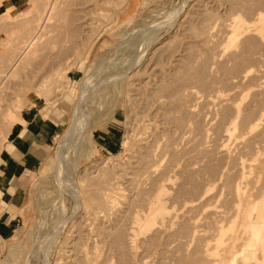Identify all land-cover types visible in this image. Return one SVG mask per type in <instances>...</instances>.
Masks as SVG:
<instances>
[{"label":"rangeland","instance_id":"1","mask_svg":"<svg viewBox=\"0 0 264 264\" xmlns=\"http://www.w3.org/2000/svg\"><path fill=\"white\" fill-rule=\"evenodd\" d=\"M32 2L0 0V55L16 37L23 36L29 22L32 25L33 14L27 15L33 9ZM116 2L119 0L107 4L96 26L80 27L74 7L75 12L64 18H70L67 22L58 20L67 23L60 22L66 31L55 23L57 20L53 22L63 29V40L59 33L55 35L59 39L53 33L46 42L44 35L37 43L38 51L36 45L37 52L26 55L30 57L21 61L15 76L2 79L0 264H264V256L257 250L246 262L238 254L247 245L248 218L256 216L249 213V205L264 198V88L256 87L264 80L261 43L254 42L257 58L252 68L258 69L257 74L252 71L248 79L240 80L245 91L241 108L248 113L249 124L226 131L227 116L222 115L223 107L216 97L218 91L229 92L232 97L231 81L241 66L233 68L236 65L231 67L224 56V60L221 58L237 43L229 45L224 34L227 13L249 3L254 4H249L251 10L259 9L264 0ZM231 5L235 10L228 8ZM248 9H241V15L254 11L249 13ZM170 10L176 11L169 24ZM25 16L29 25L20 22V28H16L14 21L13 36L18 35L12 42L10 24ZM143 24L153 31L158 27L157 35L142 58L125 68L142 45L143 39L135 38L134 29ZM8 38L12 43L6 44ZM203 40L208 42L204 44ZM40 43L54 48L48 45V53V46ZM13 46L7 52L8 60L14 55ZM2 55L3 61L7 54ZM8 60L4 57L0 70L4 64L6 68ZM98 61V70L92 71ZM87 80L91 81L88 91L83 90ZM258 117L261 120L254 125ZM63 144L65 162L60 170ZM257 158L262 162L255 165ZM149 160L154 163L149 164ZM59 173L65 181L73 182V188L59 179ZM109 182L114 184L110 186ZM243 193L251 197L242 199ZM106 197L112 202L104 203ZM158 200L166 208L163 217L149 227H141L136 221L143 219L153 205L151 201ZM225 234L231 236L225 239Z\"/></svg>","mask_w":264,"mask_h":264},{"label":"bare ground","instance_id":"2","mask_svg":"<svg viewBox=\"0 0 264 264\" xmlns=\"http://www.w3.org/2000/svg\"><path fill=\"white\" fill-rule=\"evenodd\" d=\"M126 0H119V2H116V5H121L122 3H124ZM242 1V0H241ZM109 2H111V0H33V6L32 5H30L31 7H33V9H31L32 10V13H31V10L29 9V7H28V9H29V11H28V13L29 14H27L28 16L29 15H32V20H31V16H30V18H27V19H29V21L31 20L32 21V25H31V22H29L30 23V25H29V23H28V21H25L26 20V16H25V18H23L22 17V20L23 21H25V23H23V21L21 20V19H18V20H21V21H18L16 18V20L14 19L13 20V23L12 24H10V25H12V27L11 28H13L12 29V31H10V32H12V37H10V40H12V39H14L15 37L14 36H17V35H14L13 36V34H15L16 32H13V30H14V27L16 26V28H20V22H22V24H26V22H27V29H26V32L23 34V36H22V34L21 33H23V32H21L20 31V29L19 30H17L16 28H15V31L17 30V31H19L20 33L19 34H21V37H20V35H19V39L17 40V38L18 37H16L15 39V45L13 44L14 42H13V40H12V42L9 40V38L7 39V40H9V41H7L6 39V44H7V42H11L12 44H11V47L10 48H12V46H13V51L14 52H12V49H11V52L12 53H14V55H12L11 57H12V59H11V57H10V59L11 60H8V55H9V53H7L8 51H10L9 50V47H7L8 48V50H7V52L5 53H3L2 52V54L4 55V54H7L6 56L4 55V57L6 58L7 57V60L9 61V64L6 66V68L4 69V66H5V64H4V66L2 65V68L4 69H2V70H0V81H3L2 79H4V78H6V77H8V76H15V72H17V71H14L16 68H18V67H20L22 64H21V61L22 60H25V59H27V57L29 58L30 56H32V52H34L35 50H37V47H39V45H37V43L38 42H42V41H40L41 39V37H43L44 35H46V37L44 36V39L45 38H47V37H49L50 36V34H51V36H52V34L54 33V37H56L57 38V36H55V35H57L58 33V35H59V37L62 35V33H64V32H62V30L64 29L65 30V27L63 28V26H60V22L58 21L59 19L61 20L62 19V21L63 20H66L65 22H67V18L66 19H64L65 17H66V15H67V13H69L70 11L71 12H77V17H75L76 18V20H75V18L73 19V21L75 20V21H78L79 20V22L80 23H78L79 24V26L81 27V26H86V25H94V24H97V22H99L100 21V19L104 16V12H105V10H106V7H107V4L109 3ZM238 2V1H237ZM240 2V1H239ZM238 2V3H239ZM235 3H236V1H235ZM196 4V3H195ZM204 4H206V3H204ZM229 4V3H228ZM232 4H233V2H232ZM237 4V3H236ZM240 4H242V5H244V2L243 3H241L240 2ZM240 4H239V6H240ZM250 4V3H249ZM248 4V5H249ZM264 4V3H263ZM263 4H262V6H259V7H257V8H259V9H256V6H254L255 7V9L256 10H254L253 8L254 7H252V9L254 10H251V6H253L254 4H250L249 6H250V9H248V5L247 4H245V7H243V6H241V7H243V8H241V9H244V11H246L245 9H248L249 10V13H250V10L251 11H253L251 14H247V15H241V14H243L242 13V10L240 9V8H238L239 6H237V8L239 9H237V10H235L234 8H236V6H235V4H234V8H232L233 7V5H231L230 7H228V8H232V9H234L235 11H240L239 13L238 12H235V11H232V12H228L227 13V11H226V13H227V17H226V19H227V22H226V24H225V26H223V28H224V34L226 35V38H227V40H228V44L230 45L232 42H237L236 43V45L235 46H233L234 48H232V50L230 49V51L231 52H227V50L226 51H224V52H226L227 54L226 55H228V53H229V55L228 56H226L225 54H223V55H221V58H222V56H224V58H225V60H224V62H228V63H230V65H231V67L232 66H235L236 65V67H233V68H237L238 66H237V64H239V66H240V68H239V70L237 71V69H235V71H237L238 73L235 75V74H233V75H235L234 77H235V80H232L231 81V89H234V91H233V94H232V97L231 96H229V92H224V91H218V93H217V95H216V97H217V100H218V103H219V105H220V108L221 107H223V110L221 111V113H222V115L223 116H227V120H228V122H227V126H226V131H230V130H232V129H234L235 127H237V129H239V127L241 128V127H243L246 123H248L249 124V122H247V121H249L248 119H247V116H248V113H245V111H242V108H241V102H242V96H243V94L245 93V91H244V89H241V85H240V80L242 79V78H244V79H248V78H246V77H248V75H249V77L251 76L250 74H251V72L252 71H255V73L257 74V72H258V69H253L252 68V62L257 58V56H256V53H255V51H254V42L255 41H257V42H259V43H261L262 44V46H264V6H263ZM238 5V4H237ZM260 5V4H259ZM112 6V5H111ZM202 6V5H201ZM74 7H76V10L74 11ZM199 7H200V5H199ZM203 7H204V5H203ZM206 7V6H205ZM261 7V8H260ZM108 8V7H107ZM199 9V8H198ZM208 9V8H207ZM204 10V9H203ZM34 11V12H33ZM176 10H170L169 12H168V21H169V24L171 23V17L170 16H172V14L175 12ZM230 11V10H229ZM21 12V11H20ZM25 12L27 13V9H25ZM24 12V13H25ZM107 12V11H106ZM199 12H201L202 13V10L201 11H199ZM229 13H231V14H229ZM244 13H248V12H244ZM5 14V13H4ZM17 14V13H16ZM15 14V15H16ZM19 14V13H18ZM22 14V12L20 13V15ZM106 14V13H105ZM197 14V13H196ZM204 14V13H203ZM229 14V15H228ZM17 16H19V15H16L15 17H17ZM27 16V17H28ZM68 16V15H67ZM197 16V15H196ZM226 16V15H225ZM20 17V16H19ZM70 17V16H69ZM198 17V16H197ZM200 17V16H199ZM7 18H8V15H7ZM18 18V17H17ZM68 19H70V18H68ZM72 19V18H71ZM197 19V18H196ZM2 20V19H1ZM5 20V19H4ZM57 20V22H55ZM3 21V20H2ZM14 21H15V24H14ZM102 21V20H101ZM214 21V20H213ZM218 21V20H217ZM225 21V20H224ZM19 24V26H18V24ZM53 22H55L56 24H58L60 27H62L61 29L62 30H60V27L58 26V25H56V26H54V24L55 23H53ZM59 22V23H58ZM65 22H61V23H63L64 25H66L65 24ZM205 22V21H204ZM203 22V23H204ZM212 22V21H211ZM6 23V22H5ZM4 23V24H5ZM9 23H11V21L9 22ZM200 24H201V22H199ZM222 23H223V21H222ZM3 24V23H2ZM63 24H61V25H63ZM69 24V23H68ZM206 24H207V22H206ZM206 24H205V26H206ZM1 25V24H0ZM9 25V24H8ZM15 25V26H14ZM202 25V24H201ZM204 25V24H203ZM202 25V26H203ZM224 25V24H223ZM5 26V25H4ZM14 26V27H13ZM25 26H24V28H25ZM78 26V25H77ZM94 26H96V25H94ZM93 26V27H94ZM216 26H218V25H216ZM7 27V26H6ZM9 27V26H8ZM21 27H23V25H21ZM79 27V28H80ZM92 27V26H91ZM91 27H89V28H91ZM201 27V26H200ZM11 28H9V29H11ZM76 28V27H75ZM74 28V29H75ZM85 28L86 27H83V29L85 30ZM205 28V27H204ZM207 28L208 27H206L205 29L207 30ZM216 28V27H215ZM218 28V30H219V26L217 27ZM222 28V29H223ZM1 29H2V27H1ZM6 29V28H5ZM77 29V28H76ZM137 28H135L134 30H135V38L137 39V38H139V39H143V42H142V45H141V47H140V49L137 51L138 53H135L134 54V58L132 59V58H130V59H132V62H130V63H127L126 64V66H125V68L127 67H129V66H131V65H135V63L136 62H138L141 58H142V56H143V53H144V51H146V47L149 45V43H151V41H153V39L156 37V35H157V32H158V27L156 28V30L155 31H153V30H150V28L149 27H146V25L145 24H143V25H141L137 30H136ZM197 29H199V27L197 28ZM203 29V28H202ZM209 29V28H208ZM222 29H221V31H222ZM7 30V29H6ZM5 30V31H6ZM22 30V29H21ZM25 30V29H24ZM24 30H22V31H24ZM81 30V29H80ZM95 30V29H94ZM204 30V29H203ZM4 31V32H5ZM55 31H56V33H55ZM60 31L62 32V33H60ZM66 31V30H65ZM93 31V30H92ZM205 31V30H204ZM203 31V32H204ZM217 31V30H216ZM199 33H200V30L198 31ZM7 33H9V32H7ZM73 33V32H72ZM77 33V32H76ZM76 33H75V35H76ZM195 33H196V30H195ZM194 33V34H195ZM206 33V32H205ZM213 32H211V34H212ZM221 33V32H220ZM11 34V33H10ZM61 34V35H60ZM74 34V33H73ZM100 34V33H99ZM99 34L97 35V37L99 36ZM197 34V33H196ZM48 35V36H47ZM199 35V34H198ZM214 35V34H213ZM217 35V34H216ZM215 35V36H216ZM225 35H224V37H225ZM9 36V35H8ZM50 36V37H51ZM201 36H203V35H200V37ZM204 36H205V34H204ZM220 36L221 35H219V39H220ZM49 37V38H50ZM53 37V38H54ZM63 37V36H62ZM62 37H60V39L62 38ZM76 37V36H75ZM52 38V37H51ZM209 38V36H207V39ZM217 38V39H218ZM222 38V37H221ZM40 39V40H39ZM55 39V38H54ZM54 39H53V41H54ZM57 39H59V38H57ZM202 39H206V38H203L202 37ZM223 39H225V38H223ZM39 40V41H38ZM46 40V39H45ZM44 40V41H45ZM49 40V39H48ZM62 40H63V38H62ZM61 40V41H62ZM64 40H66V39H64ZM196 40V39H195ZM213 40H215V39H213ZM204 41H206V42H208V40H203V42ZM218 41V40H217ZM216 41V42H217ZM221 41V40H220ZM223 41V40H222ZM226 41V40H225ZM46 42H47V40H46ZM49 42H52V41H49ZM203 42H202V44H203ZM206 42H204V44L206 43ZM210 42V41H209ZM212 42H214V41H212ZM45 43V42H44ZM55 42H53V44H54ZM199 43V42H198ZM233 43V44H234ZM6 44H4V46H6ZM41 44V43H40ZM203 44V45H204ZM37 45V46H36ZM48 45H50L51 47H53L54 48V46H52L51 44H46V45H44L43 43L41 44V46H48ZM55 45V44H54ZM57 45H59V43H56V46ZM71 45V44H70ZM198 45V44H197ZM210 45H213L212 43L210 44ZM227 45V44H226ZM36 46V48H35V50H34V47ZM40 46V47H41ZM150 46V45H149ZM202 46V45H201ZM43 47L42 48H38V49H43ZM61 47V46H60ZM66 47V46H65ZM207 47H208V45H207ZM212 47H214V46H211V48ZM47 48V51H48V53L50 52V50L48 49L49 48V46L48 47H46ZM45 48V49H46ZM58 48V47H57ZM57 48H55V51H58V49ZM74 48V47H73ZM205 48H206V46H205ZM211 48L210 49H208V50H211ZM223 48V47H222ZM57 49V50H56ZM61 49V48H60ZM66 49H68L67 47H66ZM69 49H70V47H69ZM148 49V48H147ZM207 49V48H206ZM213 49V48H212ZM224 49V48H223ZM53 50V49H52ZM64 50V49H63ZM62 50V51H63ZM200 50H201V48H200ZM221 50V49H220ZM38 51V50H37ZM37 51H35V52H37ZM61 51V50H60ZM203 51V50H202ZM205 51V50H204ZM219 51V50H218ZM59 52V51H58ZM57 52V53H58ZM1 53V52H0ZM51 53V52H50ZM73 53H75V52H73ZM141 53V54H140ZM209 53V52H208ZM214 53H216V51L214 52ZM219 53H221V52H219ZM218 53V54H219ZM1 54V55H2ZM28 54H30V56H27L26 57V55H28ZM35 54V53H34ZM56 54V53H55ZM200 54V53H199ZM202 54V53H201ZM212 54V53H211ZM222 54V53H221ZM1 55H0V59L2 58L1 57ZM2 55V56H3ZM10 55H11V53H10ZM57 55V54H56ZM210 55V54H209ZM208 55V56H209ZM200 56V55H199ZM218 56V55H217ZM220 56V55H219ZM218 56V57H219ZM4 57H3V61H4ZM26 57V58H25ZM70 57V56H69ZM133 57V56H132ZM25 58V59H24ZM71 58V57H70ZM208 57H206L205 59H207ZM210 58V57H209ZM228 58V59H227ZM64 59H66V58H64ZM216 59V58H215ZM222 59H221V62H222V64H226V63H223V61H222ZM226 59H227V61H226ZM176 60V59H175ZM178 60V59H177ZM211 60V59H210ZM217 61H218V59H216ZM220 60V59H219ZM245 60H247V63H244L245 62ZM2 60H0V62H1ZM2 61V62H3ZM5 61H6V59H5ZM211 61H214V60H211ZM211 61H209V62H211ZM64 62V61H63ZM176 62V61H175ZM174 62V63H175ZM215 62V61H214ZM213 62V63H214ZM220 62V61H219ZM5 63V62H4ZM7 63V62H6ZM22 63H23V61H22ZM72 63H73V61H72ZM201 63V62H200ZM217 64H219L218 62H216ZM240 63H244L243 65L242 64H240ZM1 64V63H0ZM19 64H21L20 66H19ZM97 64H99V61L97 62V63H95V66H94V68H92V71H93V69L94 70H98V67H97ZM211 64V63H210ZM215 64V63H214ZM69 66L71 65V64H68ZM213 65V64H212ZM221 65V64H220ZM201 66H202V64H201ZM200 66V67H201ZM225 66V65H224ZM1 67V66H0ZM202 67H204V66H202ZM213 67V66H212ZM218 67H219V65H218ZM62 68V67H61ZM60 68V69H61ZM64 68V67H63ZM208 68V67H207ZM214 68V67H213ZM215 68H216V66H215ZM225 68V67H224ZM229 68V67H228ZM1 69V68H0ZM222 69H223V67H222ZM230 69H232V68H230ZM229 69V70H230ZM18 70V69H17ZM56 70V69H55ZM58 70V69H57ZM61 70H63V69H61ZM60 70V72H62ZM66 70V69H65ZM65 70H63V72L65 71ZM194 70H196V69H194ZM200 70H202V69H200ZM205 70H207V69H205ZM211 70V69H210ZM213 70V69H212ZM211 70V71H212ZM216 70V69H215ZM221 70V69H220ZM219 70V71H220ZM225 70V69H224ZM226 70H227V68H226ZM228 70V71H229ZM234 69H232V71H233ZM204 71V70H203ZM54 72V71H53ZM58 72L59 71H57V74H58ZM201 72V71H200ZM206 72V71H205ZM214 72V71H213ZM212 72V73H213ZM216 72V71H215ZM222 72V71H221ZM221 72H219V73H221ZM225 72V71H224ZM223 72V73H224ZM227 72V71H226ZM230 72V71H229ZM13 73H15L14 75H13ZM90 73H91V71H90ZM196 73V72H195ZM217 73V72H216ZM228 73V72H227ZM233 73H235L234 71H233ZM54 74V73H53ZM57 74H54V76L55 75H57ZM60 74V73H59ZM63 74V73H62ZM187 74H190V73H187ZM192 74V73H191ZM194 74V73H193ZM232 73H230V75H231ZM181 75H183V74H181ZM210 75V74H209ZM224 75V74H223ZM97 76V75H96ZM195 76V75H194ZM198 76V75H197ZM200 76V75H199ZM263 76V75H262ZM56 77V76H55ZM64 77V76H63ZM62 77V78H63ZM181 77V76H180ZM188 77H189V75H188ZM202 77H204V76H202ZM202 77H200L201 78V80H202ZM232 77V76H231ZM230 77V78H231ZM9 78V77H8ZM58 78H60V77H57V79ZM191 78V77H190ZM230 78H229V80H230ZM10 79V78H9ZM182 79H183V77H182ZM193 79V78H192ZM204 79V78H203ZM243 79V80H244ZM56 80V79H55ZM96 80V79H95ZM187 80H189L188 78H187ZM200 80V81H201ZM243 80H242V82H243ZM46 81V80H45ZM44 81V82H45ZM59 81V80H58ZM151 81V80H150ZM184 81H186V79L184 80ZM199 81V80H198ZM203 81V80H202ZM245 81V80H244ZM5 81H3L2 83L0 82V84H1V87H2V84L4 83ZM55 82V81H54ZM91 81H88L87 80V82L84 84V87H83V90H87L88 91V88H89V86L88 85H90L89 83H90ZM180 82V81H179ZM177 83V84H180V83ZM228 82H230V81H228ZM233 82V83H232ZM151 83V82H150ZM176 83V82H175ZM182 84V83H181ZM0 87V88H1ZM256 87L257 88H259V89H261V88H264V80L262 81V82H260V83H257L256 84ZM3 88V87H2ZM189 88V87H188ZM192 88V87H191ZM190 88V89H191ZM165 89V88H164ZM187 89V88H186ZM255 88H253V90H254ZM1 90V89H0ZM249 90V92L250 91H252V90H250V88L248 89ZM187 91V90H186ZM190 91V90H189ZM185 92V91H184ZM191 92V91H190ZM194 91H192V93H193ZM163 93V92H162ZM172 94H174V93H172ZM179 94V93H178ZM185 94V93H184ZM194 94H195V92H194ZM159 95V94H158ZM162 95V94H161ZM160 95V96H161ZM175 95V94H174ZM188 95V94H187ZM186 95V96H187ZM165 96V95H164ZM183 96V95H182ZM185 96V95H184ZM183 96V97H184ZM191 96V95H190ZM235 96V98L236 97H238V99L236 100H234L233 99V97ZM81 97H83V92H82V94H81ZM157 97V96H156ZM170 97V96H169ZM169 97H166L167 99L169 98ZM171 97H173V96H171ZM197 97V96H196ZM161 98H163V97H161ZM160 98V99H161ZM174 98V97H173ZM185 98V97H184ZM164 99V98H163ZM176 100V99H175ZM181 100V99H180ZM208 100V99H207ZM159 101V100H158ZM165 101V100H164ZM173 101V100H172ZM178 101V100H177ZM186 101V100H185ZM209 101V100H208ZM212 101V100H211ZM81 102V101H80ZM160 102V101H159ZM176 102V101H175ZM210 102V101H209ZM168 103V102H167ZM172 103V102H171ZM178 103V102H177ZM212 103V102H211ZM217 103V104H218ZM157 104V103H156ZM164 104V103H163ZM175 104V103H174ZM181 104H182V102H181ZM184 104V103H183ZM186 104V103H185ZM80 105V104H79ZM177 105V104H176ZM178 105H180V103L178 104ZM188 105V104H187ZM214 105H215V103H214ZM181 106H183V105H181ZM75 107H77V109H78V105L77 106H75ZM187 109H188V107H186ZM219 108V109H220ZM180 109V108H179ZM226 109V110H225ZM183 110V109H182ZM190 110V109H189ZM221 110V109H220ZM224 111V112H223ZM192 112H193V110H192ZM225 112H226V114H225ZM264 113V109H262V111H261V113ZM224 113V114H223ZM75 114H77V110H76V112H75ZM188 115H189V111H188ZM186 116V115H185ZM177 117V116H176ZM180 120V119H179ZM179 120H178V122H179ZM186 120V119H185ZM185 120H183L184 122H186ZM190 120V119H189ZM261 120V118L260 117H258L256 120H255V122H254V125H257L258 123H259V121ZM175 121V120H174ZM176 123L175 124H177V121H175ZM246 122V123H245ZM179 124V123H178ZM181 124V123H180ZM185 125V124H184ZM247 125V124H246ZM246 125H245V127H246ZM186 126V125H185ZM239 126V127H238ZM174 127H175V125H174ZM189 128V127H188ZM72 130H73V127L70 129V131H69V133L71 134V132H72ZM241 130V129H240ZM188 131V130H187ZM240 132V131H239ZM70 134H68V135H70ZM236 134V133H235ZM238 134V133H237ZM143 135H144V133H143ZM180 135V134H179ZM224 136H226V135H224ZM180 137V136H179ZM208 137V136H207ZM72 137H70V139H71ZM68 139H69V137H68ZM224 139H225V137H224ZM67 141H66V139H65V143H66ZM66 144H68V143H66ZM165 144H167V143H165ZM65 144H63L62 146H60L61 147V152H60V157L62 158L61 159V161L60 162H58L59 164H58V169H60L61 170V166H63V164H64V162H65V159H64V157H62L63 155H64V153H65V151H64V148H65V146H64ZM164 145V144H163ZM160 146V145H159ZM167 146V145H166ZM161 147V146H160ZM165 147V146H164ZM163 147V148H164ZM159 150V149H158ZM161 150H162V148H161ZM152 151V150H151ZM156 152V151H155ZM161 152V151H160ZM149 154V153H148ZM151 154V153H150ZM157 154V153H156ZM162 154V153H161ZM159 155H160V153H159ZM163 155H160V158L162 157ZM147 157V156H146ZM159 156L157 155V158H158ZM256 157V156H255ZM257 157H259L258 155H257ZM59 158V157H58ZM152 159H153V157H151ZM155 158V157H154ZM156 158V159H157ZM255 159V158H254ZM253 159V160H254ZM58 160H60V159H58ZM158 160V159H157ZM156 160V161H157ZM148 161V160H147ZM242 161V160H241ZM245 161V160H244ZM256 161V160H255ZM260 162V158H257V162H256V164L255 165H257L259 162ZM151 161L149 160V164H151L150 163ZM239 162V161H238ZM262 162V161H261ZM261 162H260V164H261ZM154 163V162H153ZM155 163H157V162H155ZM255 163V162H254ZM253 163V164H254ZM148 163H147V165H149ZM240 164H241V162H240ZM245 164V163H244ZM247 164V163H246ZM245 164V165H246ZM154 165V164H153ZM152 165V166H153ZM237 165H239V163H237ZM245 165H242L243 167H245ZM249 164H247V166H248ZM146 166V165H145ZM151 166V165H150ZM246 166V167H247ZM250 166V165H249ZM251 166H253L252 165V163H251ZM149 167V166H148ZM243 167H242V169H243ZM146 168V167H145ZM145 168H142V169H145ZM238 168H239V166H238ZM149 170V169H148ZM152 170V173H153V168L151 169ZM146 171H147V168H146ZM148 172V171H147ZM149 172H151V171H149ZM241 172H244V171H242L241 170ZM143 173V172H142ZM146 173V172H145ZM145 173H144V175H145ZM155 173V172H154ZM163 172H161V174H162ZM64 174V173H63ZM160 174V175H161ZM147 175V174H146ZM64 176H65V174H64ZM164 175H162V177H163ZM59 179L63 182H65L66 183V185H68L69 187H71V188H73V182L71 181V182H67V181H65L64 179H65V177H63V175H61L60 173H59ZM152 177V176H151ZM161 177V178H162ZM243 177V176H242ZM148 179H149V177H148ZM160 179V178H159ZM71 180V179H70ZM156 180H158V179H156ZM159 181V180H158ZM239 182V181H238ZM64 183V184H65ZM106 183V182H105ZM103 184V183H102ZM112 185V184H114L113 182L112 183H110L109 182V185ZM157 184V183H156ZM110 185V186H111ZM166 185V184H165ZM114 186V185H113ZM156 186H158V185H156ZM107 186H105V188H106ZM166 187V186H165ZM238 188H239V186H237ZM112 188H115V187H112ZM104 188H102L101 187V190L102 191H104L103 190ZM108 189V191H109V187L107 188ZM164 189V188H163ZM236 189V188H235ZM240 189V188H239ZM155 190V189H154ZM237 192H239L238 190H237ZM236 192V193H237ZM246 193V192H245ZM105 194V193H104ZM104 194H103V197H104ZM107 194V193H106ZM244 194V193H243ZM106 196V195H105ZM108 196H110V195H108ZM246 197L247 196V194H244V195H242L241 197H242V199H243V197ZM248 196H250L251 197V195H250V193H249V195ZM248 196L246 197V198H248ZM111 197V196H110ZM110 197H106L104 200L106 201V202H104V203H110V202H112V200H109V198ZM154 197V196H153ZM252 197H253V195H252ZM100 198V197H99ZM98 198V199H99ZM152 198V197H151ZM246 198L244 199V201L246 200ZM102 200V199H101ZM102 203H103V201H101ZM99 203H100V201H99ZM244 203V202H243ZM151 204H153V205H150V207L148 208V211H147V213L142 217L143 219L142 220H140V219H138V221H136L137 223H139L140 224V226L141 227H149L150 225H152L156 220V222H158V220H159V218H162L163 217V215H164V213L166 212V208H165V206H164V204L162 203V201L161 200H158L157 202H154V201H151ZM103 206H104V204H103ZM105 206H106V204H105ZM107 206H108V204H107ZM189 206V205H188ZM241 206H243V204L241 205ZM93 207V206H92ZM167 207V206H166ZM191 207V206H190ZM194 207V206H193ZM111 208V207H110ZM146 207H144V209H145ZM189 208V207H188ZM92 209V208H91ZM143 209V208H142ZM144 209H143V213H144ZM187 209V208H186ZM237 209H239L240 210V208H237ZM106 210H108V209H106ZM110 210V209H109ZM188 210V209H187ZM190 210V209H189ZM239 210H237V211H239ZM236 211V212H237ZM138 212H140V211H138ZM250 212H255L256 213V216L255 215H253L252 216V218H248V225H247V227H246V229L245 230H248V232H249V234H248V237H247V242H245V244H247L246 245V248H245V246L242 248V250L240 251V252H238V254H240L242 257H243V261H249L250 259H252V258H254L255 256H254V254H256L255 253V251L257 250L258 251V253L260 252V254L262 255V256H264V198H262V200H260V201H257L256 203H251L250 205H249V213ZM238 213V212H237ZM236 213V214H237ZM170 215H172L171 213H170ZM169 217V216H168ZM165 222H167V221H165ZM169 222V221H168ZM166 224V223H165ZM168 225V224H167ZM167 225H165V226H167ZM215 225V224H214ZM216 226H218V225H216ZM223 226H224V224H223ZM222 226V227H223ZM132 227H134V229H135V225L134 226H132ZM225 227V226H224ZM214 228H215V226H214ZM132 229V228H131ZM133 229V230H134ZM214 230H216V232H217V229H214ZM214 233V232H213ZM216 234V233H215ZM214 235V234H213ZM225 235H227V234H225ZM233 235V234H232ZM219 236V235H218ZM228 236V235H227ZM224 237L225 239L227 238H229V236H231V234L228 236V237ZM213 237V236H212ZM210 238V237H209ZM208 238V239H209ZM206 239V238H205ZM222 240H223V238H222ZM206 241V240H205ZM204 244V243H203ZM226 244V243H225ZM227 246H230L229 244L228 245H225V246H223V247H227ZM210 247V246H209ZM208 248V247H207ZM211 248V247H210ZM216 248V247H215ZM209 249V248H208ZM221 249V248H220ZM223 249V248H222ZM218 250H219V248H218ZM203 251V250H202ZM215 251H217V250H215ZM220 251V250H219ZM225 251V250H224ZM223 251V252H224ZM85 254L86 253H84V256H85ZM219 254H220V252H219ZM218 254V255H219ZM220 255H223V254H220ZM261 256V257H262ZM227 257V256H226ZM226 257H224V258H226ZM229 257V256H228ZM235 258H236V255H234V256H232L231 257V259H230V263H233L234 262V260H235ZM208 259V258H207ZM213 259V258H212ZM225 260V259H224ZM228 260V259H227ZM226 262V261H225ZM224 263V262H223ZM228 263V262H227ZM226 263V264H227Z\"/></svg>","mask_w":264,"mask_h":264},{"label":"crops","instance_id":"3","mask_svg":"<svg viewBox=\"0 0 264 264\" xmlns=\"http://www.w3.org/2000/svg\"><path fill=\"white\" fill-rule=\"evenodd\" d=\"M6 158H7V155L5 154V159H6ZM5 159H4V160H5Z\"/></svg>","mask_w":264,"mask_h":264}]
</instances>
